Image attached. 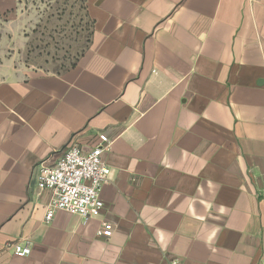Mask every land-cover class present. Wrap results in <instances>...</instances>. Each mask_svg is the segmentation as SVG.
Returning a JSON list of instances; mask_svg holds the SVG:
<instances>
[{"label":"crops","instance_id":"crops-1","mask_svg":"<svg viewBox=\"0 0 264 264\" xmlns=\"http://www.w3.org/2000/svg\"><path fill=\"white\" fill-rule=\"evenodd\" d=\"M81 2L74 66L0 69V264H264V0ZM100 134L101 216L46 224L39 165Z\"/></svg>","mask_w":264,"mask_h":264},{"label":"rangeland","instance_id":"rangeland-1","mask_svg":"<svg viewBox=\"0 0 264 264\" xmlns=\"http://www.w3.org/2000/svg\"><path fill=\"white\" fill-rule=\"evenodd\" d=\"M90 32L81 0H20L0 15V69L63 71L87 48Z\"/></svg>","mask_w":264,"mask_h":264},{"label":"built area","instance_id":"built-area-1","mask_svg":"<svg viewBox=\"0 0 264 264\" xmlns=\"http://www.w3.org/2000/svg\"><path fill=\"white\" fill-rule=\"evenodd\" d=\"M98 138L90 150L73 144L55 165H48L45 161L39 165L38 188L52 193L45 214L46 224L52 221L56 211L78 215L85 221L101 216L105 207L102 189L112 173L104 160L111 141L106 134H100ZM98 235L106 238L112 236V230L106 222L102 223ZM12 249L18 257L29 256L32 251L28 244L16 243Z\"/></svg>","mask_w":264,"mask_h":264},{"label":"trees","instance_id":"trees-1","mask_svg":"<svg viewBox=\"0 0 264 264\" xmlns=\"http://www.w3.org/2000/svg\"><path fill=\"white\" fill-rule=\"evenodd\" d=\"M74 65H75V64H74ZM74 65H73V66H74Z\"/></svg>","mask_w":264,"mask_h":264}]
</instances>
